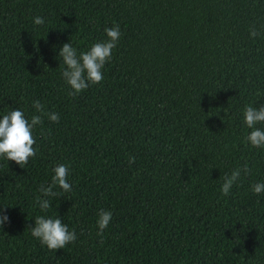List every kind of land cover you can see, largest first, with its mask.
<instances>
[{"label":"trees","instance_id":"trees-1","mask_svg":"<svg viewBox=\"0 0 264 264\" xmlns=\"http://www.w3.org/2000/svg\"><path fill=\"white\" fill-rule=\"evenodd\" d=\"M115 24L104 79L70 95L63 44L79 55ZM249 105H264V0H0V118L43 120L24 168L0 157V264H264V193L252 190L264 148L246 142ZM57 164L72 190L54 188L42 211ZM245 164L224 196L223 176ZM101 210L113 216L98 235ZM37 216H58L75 243L43 246Z\"/></svg>","mask_w":264,"mask_h":264},{"label":"clouds","instance_id":"clouds-1","mask_svg":"<svg viewBox=\"0 0 264 264\" xmlns=\"http://www.w3.org/2000/svg\"><path fill=\"white\" fill-rule=\"evenodd\" d=\"M35 25H43L44 18L36 16L33 18ZM250 36L255 38L261 33L256 29L255 25L251 26ZM107 40L94 43L89 50L77 54L76 48L71 43H64L59 57H62L63 64L66 66L62 71L65 82L73 89L70 95H76L86 90L89 84H99L103 79V71L105 64L112 58V50L116 48L117 42L121 36L118 24L113 27L105 28ZM33 107L42 115L55 123L59 122V114L48 112L45 113L44 105L39 100L33 102ZM163 107V105H162ZM244 123L250 133L246 136V142L252 147L264 148V129L256 127L258 124H264V105L259 108L251 105L246 106L243 110ZM41 115H33L31 120L26 118L23 111L19 109H11L7 114L0 118V157L6 158L8 161H14L22 168L26 165L30 158L36 155V139L33 130L37 125H42ZM135 163V157H130L129 164ZM51 184L45 186L41 184L38 191L41 195L36 197V203L42 211H47L50 206L48 197H55L58 193L53 189L57 186L64 192H70L72 185L68 182V166L66 164H57L53 169ZM248 174L250 172L247 164L243 168H236L230 175L223 176L221 192L224 196L230 194L233 185L240 179L241 173ZM255 194L264 193V182L252 185ZM7 210L5 207L4 211ZM113 213L107 210H101L98 213L97 225L100 231L98 235H103V230L109 225ZM5 221H9L7 215L0 216V227ZM10 222V221H9ZM31 228L33 237L40 240L43 246L49 250L63 249L70 243H75L77 239L76 230L71 231L68 226L57 217H35V227Z\"/></svg>","mask_w":264,"mask_h":264}]
</instances>
